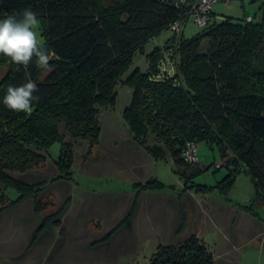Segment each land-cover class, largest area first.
<instances>
[{
  "label": "trees",
  "instance_id": "obj_1",
  "mask_svg": "<svg viewBox=\"0 0 264 264\" xmlns=\"http://www.w3.org/2000/svg\"><path fill=\"white\" fill-rule=\"evenodd\" d=\"M26 8L38 13L41 37L55 55L42 81L35 57L25 69L0 55V67H8L0 80V185L18 194L12 204L32 199L37 216L45 210L37 199L43 184L23 183L10 174L43 165L56 143V180H72L73 144L65 141L60 128L72 141L92 148L100 135L99 108H114L118 83L132 91L121 117L133 140L153 160L169 159L184 189L226 195L244 174L264 198V0L256 14L240 20L216 22L212 13L208 25L190 39L182 36V29L179 35L171 31L183 12L166 0H0V19ZM167 30L172 36L146 55L148 71L135 68L123 80L135 53L144 54V46ZM204 39L209 40V51L200 54ZM163 60L173 66L170 77L160 76ZM25 71L39 88L34 95L40 99L30 114L3 104L9 85L26 82ZM187 143L216 148L226 160L225 175L214 186L192 183L205 170L184 160ZM133 187L130 209L104 240L119 228L130 232L138 192L160 190L164 184L150 179ZM65 204L41 218L30 246L59 226ZM185 228L184 223L180 231ZM149 264H214V257L191 235L158 245Z\"/></svg>",
  "mask_w": 264,
  "mask_h": 264
},
{
  "label": "rangeland",
  "instance_id": "obj_2",
  "mask_svg": "<svg viewBox=\"0 0 264 264\" xmlns=\"http://www.w3.org/2000/svg\"><path fill=\"white\" fill-rule=\"evenodd\" d=\"M261 1L217 4L213 10L215 21L251 17L258 12ZM200 30L188 18L182 36L190 39ZM37 31L41 37L40 26ZM171 36V31H164L144 46V54L135 53L122 79L135 68L146 73V55ZM209 47V40L204 39L199 53L207 54ZM163 61L160 76H172L170 60ZM7 68L0 67V80ZM48 73L41 70L39 80ZM115 93L114 108H99L100 135L92 148L86 142L72 141L60 128L65 141L73 144L72 180H56L58 143L48 151L43 165L23 174H10L23 183L43 184L37 196L45 206L41 215L34 213L32 199L12 204L18 194L0 185V264H149L158 245L182 242L191 235L204 242L214 264H264V198L255 192L250 179L238 175L226 195L217 190L197 193L184 189V180L174 173L169 159L153 160L133 140L121 117L130 103L131 89L118 83ZM153 143L150 139L149 144ZM225 161L216 148L199 144L197 162L193 164L205 171L192 183L214 186L225 175ZM150 179L162 182L164 188L138 192L131 231L119 228L104 240L130 209L136 195L133 185ZM64 204L59 226L40 235L30 246L41 218L57 213ZM184 223L186 228L180 231Z\"/></svg>",
  "mask_w": 264,
  "mask_h": 264
},
{
  "label": "clouds",
  "instance_id": "obj_3",
  "mask_svg": "<svg viewBox=\"0 0 264 264\" xmlns=\"http://www.w3.org/2000/svg\"><path fill=\"white\" fill-rule=\"evenodd\" d=\"M40 21L38 13L26 8L18 13L0 19V55L7 57L16 65L25 69L35 62L38 68L50 71L49 62L55 53L46 48L37 29ZM26 82L19 85H9L3 97V104L12 111L31 113L33 102L39 101L37 84L31 79V74L25 71Z\"/></svg>",
  "mask_w": 264,
  "mask_h": 264
},
{
  "label": "built area",
  "instance_id": "obj_4",
  "mask_svg": "<svg viewBox=\"0 0 264 264\" xmlns=\"http://www.w3.org/2000/svg\"><path fill=\"white\" fill-rule=\"evenodd\" d=\"M171 2L177 8L182 9L180 19L173 22L170 25V29L176 35H179L183 27V23L188 18H192L194 23L203 29L208 25L210 15L217 4L229 5L233 0H166ZM246 21H250V17L246 18ZM197 144L187 143L182 156L186 162H197Z\"/></svg>",
  "mask_w": 264,
  "mask_h": 264
}]
</instances>
